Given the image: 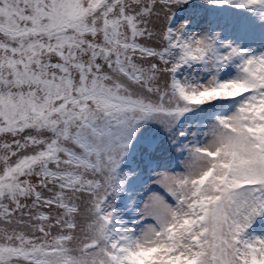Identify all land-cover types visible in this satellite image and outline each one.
Returning a JSON list of instances; mask_svg holds the SVG:
<instances>
[{
  "label": "snow or ice",
  "instance_id": "1",
  "mask_svg": "<svg viewBox=\"0 0 264 264\" xmlns=\"http://www.w3.org/2000/svg\"><path fill=\"white\" fill-rule=\"evenodd\" d=\"M187 2L0 0V264H134L160 246L168 260L264 264L249 232L264 216V52L171 27ZM206 2L264 13V0ZM202 107L219 110L176 130L182 170L158 173L163 191L127 225L115 200L140 128L172 132Z\"/></svg>",
  "mask_w": 264,
  "mask_h": 264
},
{
  "label": "rangeland",
  "instance_id": "2",
  "mask_svg": "<svg viewBox=\"0 0 264 264\" xmlns=\"http://www.w3.org/2000/svg\"><path fill=\"white\" fill-rule=\"evenodd\" d=\"M190 5L191 3L187 2L176 9L171 27H179L187 22L185 35L219 31L221 41H231L257 53L264 52V20L260 18L264 13L261 11L254 12L250 8H238L227 4L223 5L222 10L216 9V5L208 4V7L200 11V7L194 10L190 9ZM238 63L239 60H236L234 64L226 66L223 75L234 74L235 64ZM203 72V65L196 64L191 67L185 65L177 75L192 76ZM218 110L202 107L186 113L172 132L157 122L149 121L143 124L120 169L122 173L129 174L124 190L115 200V213L121 220L127 225H135L143 215L141 209L151 193L163 191L154 183L158 173L182 170L181 160L184 153L177 152V145L172 142L176 130L184 127L195 129L198 124L211 120ZM134 205L135 207H132ZM249 232L264 235V216L257 218Z\"/></svg>",
  "mask_w": 264,
  "mask_h": 264
},
{
  "label": "clouds",
  "instance_id": "3",
  "mask_svg": "<svg viewBox=\"0 0 264 264\" xmlns=\"http://www.w3.org/2000/svg\"><path fill=\"white\" fill-rule=\"evenodd\" d=\"M243 88V85L233 84L222 89L214 90L212 92L202 93L196 98L202 100L219 94L234 96L240 91H243ZM204 179H206V177ZM201 182H203V180ZM180 227L186 228L187 222L181 224ZM131 259L134 261V264H149V262L153 259H159L163 261L164 264H193V261H189L187 259L181 260L179 258H173L171 260H168L167 249L163 246H160L159 249L153 248L137 252L131 257Z\"/></svg>",
  "mask_w": 264,
  "mask_h": 264
},
{
  "label": "trees",
  "instance_id": "4",
  "mask_svg": "<svg viewBox=\"0 0 264 264\" xmlns=\"http://www.w3.org/2000/svg\"><path fill=\"white\" fill-rule=\"evenodd\" d=\"M188 3L189 4L191 3V5H190L191 9H195V8L200 7V10L209 4L206 2V0H188ZM212 5H214V4H212ZM216 6H218V5H216ZM218 8L222 9L223 5H219Z\"/></svg>",
  "mask_w": 264,
  "mask_h": 264
}]
</instances>
